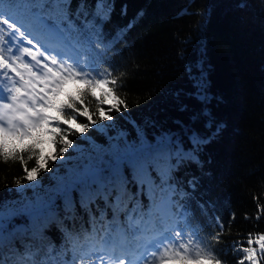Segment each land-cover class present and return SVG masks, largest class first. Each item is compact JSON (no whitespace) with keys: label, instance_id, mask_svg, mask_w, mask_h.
<instances>
[{"label":"snow or ice","instance_id":"1","mask_svg":"<svg viewBox=\"0 0 264 264\" xmlns=\"http://www.w3.org/2000/svg\"><path fill=\"white\" fill-rule=\"evenodd\" d=\"M237 6L243 8L247 4ZM38 7L34 0H0V162H18L29 188L41 187L32 183L41 172L48 173L56 183L32 201L21 202L11 211H0V264H9L3 249L5 242L17 233L29 235L35 243L23 245V252L13 249L11 264H85L86 260L89 264H229L227 252L217 248L224 243V222L218 216L210 217V232L193 224V213L184 203L189 193L170 183L174 181L173 173L182 166L203 167L199 153L223 131L208 107L213 100L222 103V98L210 93L211 67L204 51L195 64L198 75L192 80L194 91L181 89L172 95L181 113L190 111L181 97L200 105L199 111L191 112L190 124L203 118L206 128L211 129L215 123L214 131L202 136L183 120H173L180 130L189 128L191 147L185 149L182 140L178 141L171 131L150 143L141 133L146 127H156L155 121L149 120L140 127L129 120L134 129L139 127L134 139L118 133L107 147L89 141L91 147L86 153L70 137L76 135L84 140L89 129L100 131L98 126L104 121L110 122L107 127H111V113L122 114L129 104L120 94L125 87V73L113 64L101 68L96 57L82 60L77 55L80 38L96 48L103 46V55H107L111 49L105 42H122L126 33L120 28L114 37L105 35L104 25L111 21L115 8L113 0H96L93 5L79 0L72 11L71 0H56L57 16L46 37L38 36L34 29V22L39 19L35 12ZM261 7L264 9V4ZM124 14L126 11L122 10ZM143 15L140 10L136 19ZM127 27H132L131 22ZM188 71L191 77V69ZM93 102L94 111L89 107ZM69 150L79 154L66 156ZM69 160L76 161L70 168ZM30 162L34 164L31 168ZM53 163L57 164L55 171L50 168ZM61 168L65 169L63 176L59 174ZM188 185L196 188L195 177ZM146 186L151 190L169 189L162 210L153 201L152 209L143 211L146 205L141 198L146 195ZM16 187L18 191L24 187L20 178L16 179ZM199 207L207 214L204 205ZM256 207L255 219L259 221L264 216V204L257 203ZM77 209L92 221L96 215L105 217L109 213L112 220L102 243L92 244L90 254L82 251L78 237L62 232L72 242V255L71 259L58 260L53 255L57 253L56 246L42 243L45 231L51 224L75 219ZM121 214L135 240L132 250L117 240L125 231L119 224ZM17 215H26L29 223L21 228L13 225L9 232V218ZM234 219L235 213H231L229 223ZM245 219L249 217L246 215ZM227 248L235 257L232 264H264V232H250L245 241H234ZM97 252L102 254L96 255ZM58 255L63 256L62 250Z\"/></svg>","mask_w":264,"mask_h":264},{"label":"trees","instance_id":"2","mask_svg":"<svg viewBox=\"0 0 264 264\" xmlns=\"http://www.w3.org/2000/svg\"><path fill=\"white\" fill-rule=\"evenodd\" d=\"M93 5L96 0H86ZM115 4L111 21L104 25L105 35L114 37L117 30L124 29L126 37L122 42L106 41L111 51L103 55L104 47H94L88 40L80 38L77 55L82 60L99 59L100 67L113 64L119 71L125 73V87L120 91L126 98L129 109L121 113L112 112L114 121L107 127L108 121L101 122L100 131L89 129L85 139L73 135L78 149L87 153L90 150L89 141L107 147L109 140L124 134L134 139L139 127L134 129L128 122L134 120L143 127L149 120L155 121L156 127H146L145 138L155 143L161 134L171 131L183 147L188 149L189 128L180 130L173 120L180 119L202 136L209 135L215 129L206 128L205 119L190 124L189 116L193 111H199L200 105L194 100L181 97L188 103L190 111H177L173 93L177 90L194 91L192 80L198 73L195 67L200 58L201 50L211 67L209 80L210 93L222 98V103L215 100L208 106L212 118L223 126V131L212 143L206 145L199 153L203 167L187 164L173 173L175 187L189 193L184 203L193 213V224L201 225L210 232L209 218L218 216L225 224L224 243L217 248H224L232 264L235 257L227 248L234 241H245L248 233L264 232V216L259 221L255 219L257 203L264 204V0H113ZM39 7L36 15L51 27L57 16L56 0H34ZM79 0H71L70 11L76 8ZM245 3L247 7H238ZM122 10L126 14L122 15ZM143 10L141 19H136L137 13ZM187 14H184V13ZM131 22L132 27L127 25ZM201 25L203 26L201 28ZM38 20L34 22L36 33H43ZM98 43V41L96 42ZM106 61V62H105ZM191 69V77L189 76ZM90 99V98H89ZM95 109L94 102L89 105ZM123 115V118L121 116ZM80 122H85L83 119ZM79 152L69 150L67 155L76 156ZM75 160L67 161L70 168ZM34 166L29 163V168ZM54 171L57 164H50ZM59 174L63 176L65 169ZM21 165L13 162H0V211H11L19 207L21 202L32 201L37 194L55 185L48 173L41 172L37 181L41 187L29 188L23 179ZM196 179V188L189 187L188 181ZM20 178L24 187L17 190L16 179ZM155 179V177H153ZM146 195L141 198L145 209L153 207L165 195H170L167 187L151 190L145 187ZM258 197V200H254ZM59 204V201L57 202ZM199 205H204V214ZM211 205V207H209ZM235 213V219L230 221V214ZM95 215V214H94ZM249 219H245V216ZM123 214L119 224L123 228ZM9 232L13 225L17 228L26 227L29 223L26 215L9 218ZM61 220H64L61 215ZM111 214L105 217L96 215L94 221L79 209L75 219L64 220L62 224H51L45 231L43 244L52 243L56 246V258L71 259L72 242L66 240L62 232L78 237V243L84 253H91L90 243L95 240L102 243ZM126 239L131 247L133 235L127 234ZM119 236V235H118ZM35 243L29 235L17 233L5 242L3 254L12 262L15 249L23 252V245ZM246 246V245H245ZM62 250L63 256L58 253ZM89 264V261H85Z\"/></svg>","mask_w":264,"mask_h":264},{"label":"rangeland","instance_id":"3","mask_svg":"<svg viewBox=\"0 0 264 264\" xmlns=\"http://www.w3.org/2000/svg\"><path fill=\"white\" fill-rule=\"evenodd\" d=\"M38 16V15H37ZM39 17V16H38ZM39 22H40V24L43 26L42 27V30L44 31L43 33H41V35L39 34V33H37V35L38 36H41V37H46V36H48V34H49V30L51 29V27H49V26H47V24L45 23V22H43L42 21V19L41 18H39V19H37ZM66 156H68L67 154H65ZM70 161H72V160H70ZM167 198H168V195H165L164 197H162L157 203H155L157 206H159V208L162 210L163 209V207H164V205H165V203H166V201H167ZM151 209L150 208H147V209H145V213H147V212H149ZM145 219H147V217H145ZM123 223H124V226H123V228L124 229H126V233L127 234H131L128 230H127V227H126V219L124 218V220H123ZM123 237H127V235H125V233H123V235H122ZM119 242H120V244L122 245V246H125V245H128V240L127 239H117ZM98 243V242H97ZM92 244H94V242H92V243H90V247H91V245ZM134 245V244H133ZM133 245L130 247H128L127 249L128 250H132V248H133ZM126 248V247H125ZM100 254H102V253H99V252H97L96 253V255H100ZM107 258V257H106ZM92 259H95V255H93L92 256Z\"/></svg>","mask_w":264,"mask_h":264}]
</instances>
